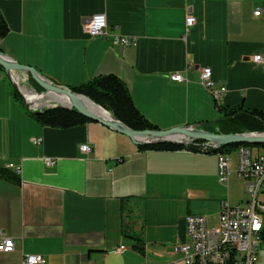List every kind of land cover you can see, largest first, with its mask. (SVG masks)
Listing matches in <instances>:
<instances>
[{
    "label": "crops",
    "instance_id": "crops-1",
    "mask_svg": "<svg viewBox=\"0 0 264 264\" xmlns=\"http://www.w3.org/2000/svg\"><path fill=\"white\" fill-rule=\"evenodd\" d=\"M0 11L9 28L0 49L10 58L67 87L117 76L159 129L210 122L223 108L264 114V66L252 61L264 56V0H0ZM96 13L107 34L91 37L85 23ZM188 15L195 22L186 31ZM115 35L131 43L114 44ZM206 66L227 88L217 100L199 82ZM11 85L0 69V169L19 168L16 181L0 176V229L14 241L0 264H25L26 254L44 264H171L173 245L187 240V215L208 224L222 200L246 201L235 190L236 149L222 184L217 153L142 150L95 121L42 125ZM135 238L143 252L132 248ZM256 264H264L263 244Z\"/></svg>",
    "mask_w": 264,
    "mask_h": 264
},
{
    "label": "built area",
    "instance_id": "built-area-1",
    "mask_svg": "<svg viewBox=\"0 0 264 264\" xmlns=\"http://www.w3.org/2000/svg\"><path fill=\"white\" fill-rule=\"evenodd\" d=\"M258 7L255 15H259ZM194 23L192 16L185 19L186 27ZM85 31L91 36L107 34V19L104 13L93 14L85 23ZM113 43L128 45L131 40L115 35ZM254 62L264 65V56L255 55ZM180 81L178 73L171 76ZM200 83L217 99L227 91L224 85H216L211 77V69L204 67L200 75ZM33 143L41 142L40 138H32ZM204 150L216 148L205 143ZM81 151H89L88 145L80 146ZM236 174L243 180V190L248 199L244 203H231L226 198L221 201L217 226L209 227L204 215H187L185 217L186 241L173 245L172 249L179 257L171 264H256L258 249L264 245V154L253 156L249 147L241 145L236 148ZM46 159V164H51ZM217 176L222 184H227L231 174V158L227 152H217ZM19 173V168L8 164ZM14 249V241L0 229V251L10 252ZM120 250V248L116 249ZM25 264H44L45 258L41 255L26 254Z\"/></svg>",
    "mask_w": 264,
    "mask_h": 264
},
{
    "label": "trees",
    "instance_id": "trees-1",
    "mask_svg": "<svg viewBox=\"0 0 264 264\" xmlns=\"http://www.w3.org/2000/svg\"><path fill=\"white\" fill-rule=\"evenodd\" d=\"M9 31L7 22L0 11V38L4 37ZM1 50V49H0ZM0 69L2 67L0 66ZM32 80V79H31ZM33 81V80H32ZM73 92L88 97L93 102L110 112L115 118L135 130L158 129V126L150 122L135 106L130 91L126 84L117 76L112 74L97 75L78 85L69 86ZM13 94L17 100L24 105L22 97L15 91ZM219 108V107H218ZM221 110V108H219ZM223 119L209 127L207 130L215 133H241L264 131V114L254 111L240 110V108H223ZM26 112L42 125L53 126L56 128H68L71 126L83 124L92 121L80 114L77 110L65 109L60 107L46 108L42 110L26 109ZM231 117V118H227ZM197 142H201L200 140ZM197 142L190 145L175 143H161L154 145H137L139 149H188L201 151L197 149ZM244 145L252 149L258 147L264 149V144H231L220 146L217 149H206L205 152H230L237 147ZM198 146L200 147L199 143ZM0 176L11 180H17L18 175L13 170L0 169ZM134 250L144 251V244L138 238H135L132 245Z\"/></svg>",
    "mask_w": 264,
    "mask_h": 264
},
{
    "label": "water",
    "instance_id": "water-1",
    "mask_svg": "<svg viewBox=\"0 0 264 264\" xmlns=\"http://www.w3.org/2000/svg\"><path fill=\"white\" fill-rule=\"evenodd\" d=\"M0 66L11 81L15 92H17L19 96L22 97L25 101V106L28 109H30V107L26 102L24 95L19 90L18 85L12 80L13 72H21L26 75H29L32 80L42 89V92L40 94L49 95L50 93H53L57 95H64L67 96L71 101L70 106L57 104L52 107H60L65 109L73 108L86 118L98 122L113 131L128 136L135 145H154L161 143H180L186 145L197 140L210 143L216 148L231 144H264V131L241 133H215L206 130L207 127L221 121L223 117L217 118L210 122L181 125L168 129L135 130L128 127L126 124L115 118L110 113H108L109 117H104L88 109L80 99V97L87 98L91 103H94L88 97L73 92L67 86H63L50 81L45 76H43L35 67L26 64H21L16 60H13L2 50H0ZM96 105L102 110H104L98 104Z\"/></svg>",
    "mask_w": 264,
    "mask_h": 264
},
{
    "label": "bare ground",
    "instance_id": "bare-ground-1",
    "mask_svg": "<svg viewBox=\"0 0 264 264\" xmlns=\"http://www.w3.org/2000/svg\"><path fill=\"white\" fill-rule=\"evenodd\" d=\"M22 76L23 75L20 72H13L12 80L18 85V88L21 91V93L24 95L26 102L28 103L30 108L32 106L33 110H42L46 108H51L52 106H55L57 104L64 105V106L71 105V101L67 96L57 95L53 93L52 94L50 93L49 95L38 94L35 91L33 92L27 89L25 87V82H24L25 77H22ZM44 96L50 97V99H52L53 102L50 99L47 100V97L44 98ZM80 99L88 109L94 111L95 113H98L101 116L109 117V114H108L109 112H107L106 110L105 112L100 107H98L95 103H91L87 98L80 97Z\"/></svg>",
    "mask_w": 264,
    "mask_h": 264
},
{
    "label": "rangeland",
    "instance_id": "rangeland-1",
    "mask_svg": "<svg viewBox=\"0 0 264 264\" xmlns=\"http://www.w3.org/2000/svg\"><path fill=\"white\" fill-rule=\"evenodd\" d=\"M188 16H192V15H188ZM193 17V16H192ZM194 18V17H193ZM194 22H195V18H194ZM194 24V23H193ZM108 26V25H107ZM192 26V25H191ZM190 26V27H191ZM185 27H186V24H185ZM190 27H186L185 29H186V31H188L189 30V28ZM256 55H260V54H256ZM255 56V55H254ZM254 56H253V58H254ZM262 56V55H261ZM253 58H252V61L254 62V60H253ZM256 63V62H255ZM259 64H262V63H259ZM263 65V64H262ZM264 66V65H263ZM206 67H208V66H206ZM204 68V67H203ZM202 68V69H203ZM210 68V67H209ZM211 69V68H210ZM202 71V70H201ZM173 74H176V73H173ZM173 74H171L170 75V78H171V76L173 75ZM179 74V73H178ZM181 75V74H180ZM201 75V74H200ZM20 76V75H19ZM182 76V75H181ZM25 87L27 88V89H29V90H31V91H35V92H37L38 94H40L41 92H42V89L34 82V81H32L31 79V77L29 76V75H25ZM211 77H212V71H211ZM182 80H180V81H177V80H173L172 78H171V80H173V81H177V82H182V81H186L187 79L185 78V77H183L182 76ZM213 79V78H212ZM7 80L9 81V78L7 77ZM214 81V80H213ZM23 82V83H24ZM199 82H200V77H199ZM215 82V81H214ZM201 84V83H200ZM215 84H216V82H215ZM202 85V84H201ZM217 85V84H216ZM12 86V88H13V85H11ZM203 86V85H202ZM204 87V86H203ZM226 87V86H225ZM205 88V87H204ZM14 89V88H13ZM206 89V88H205ZM207 90V89H206ZM208 91V90H207ZM210 93V92H209ZM223 95V94H222ZM222 95H220L218 98H220ZM45 97H47V100H49L50 99V97H48V96H44V98ZM217 98V99H218ZM215 99V98H214ZM216 99V100H217ZM22 100H23V98H22ZM52 102H53V100L52 99H50ZM92 101V100H91ZM23 102H24V104H25V101L23 100ZM95 103V102H94ZM95 104H97V103H95ZM100 106V105H99ZM31 110H33V108H32V106H31V108H30ZM104 109V108H103ZM105 110V109H104ZM107 111V110H106ZM108 112V111H107ZM110 113V112H109ZM159 129V128H158ZM207 130V129H206ZM197 141H199V140H197ZM197 141H193V142H191V143H189V144H186V145H190V144H192V143H195V142H197ZM201 141V140H200ZM198 143H199V145H200V147L198 146ZM205 143H207V142H205V141H201V142H197V149H199V148H201L202 150L200 151V152H205L204 151V149L202 148L204 145H205ZM175 144H180V143H175ZM183 145V144H182ZM185 145V146H186ZM82 146V145H81ZM254 149H252L251 151H253L254 153L256 152V147H253ZM212 149H217V148H212ZM208 150V149H207ZM263 150L264 149H262V148H260V151L261 152H263ZM83 152H88V151H83ZM259 155H262V154H259ZM231 158L234 160V162H235V155L234 154H232V156H231ZM233 162V163H234ZM235 190L240 194V196H242L243 195V197H246V200L248 199V196H247V194L244 192V190H243V184H242V181L240 180V179H238V181H237V183H236V186H235ZM232 203V202H231ZM237 203V202H236ZM238 203H244V202H238ZM206 218V217H205ZM219 218V217H218ZM217 222H218V220H217V218H215L212 222H210V223H208V226L209 227H215V226H217ZM184 226H185V218H184ZM125 231H126V233H128L129 232V229L128 228H125L124 229ZM111 253H109V255H110ZM111 256V255H110ZM178 257L179 256H176L174 259V261H176L177 259H178Z\"/></svg>",
    "mask_w": 264,
    "mask_h": 264
}]
</instances>
